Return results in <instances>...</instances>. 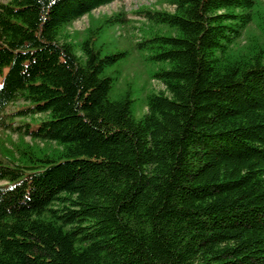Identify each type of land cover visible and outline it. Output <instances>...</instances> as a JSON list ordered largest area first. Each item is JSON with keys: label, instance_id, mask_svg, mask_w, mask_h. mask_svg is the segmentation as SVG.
Returning a JSON list of instances; mask_svg holds the SVG:
<instances>
[{"label": "trees", "instance_id": "trees-1", "mask_svg": "<svg viewBox=\"0 0 264 264\" xmlns=\"http://www.w3.org/2000/svg\"><path fill=\"white\" fill-rule=\"evenodd\" d=\"M113 1L0 0V264H264V0Z\"/></svg>", "mask_w": 264, "mask_h": 264}, {"label": "rangeland", "instance_id": "rangeland-1", "mask_svg": "<svg viewBox=\"0 0 264 264\" xmlns=\"http://www.w3.org/2000/svg\"><path fill=\"white\" fill-rule=\"evenodd\" d=\"M140 6H150L153 8H166V9H172V6H170L167 2L164 0H115L109 4L100 6L99 8L95 9L93 11V14L95 16H101L102 14H111L114 11L124 9L128 13V17L131 18L132 24L127 28L120 29L118 28L116 30V35L120 36H125L126 38H129L132 42H134L137 38H139L140 33L138 30L133 28V26L139 25L144 19L135 14L134 10L139 8ZM89 23V16L85 15L78 20H76L73 23V26L71 27V30H83ZM128 43L126 42V45ZM131 51L132 45L128 44V47ZM154 67L153 64L143 60L141 57L140 53L136 50L132 51V56L129 58V60L124 64L123 66V74L122 77L119 81L118 87L121 89L119 92L123 91L124 88H126V83L128 82H133V94L135 98H145L146 94L150 92L151 90H159L163 89L164 86L163 84L156 80V79H151L149 77L148 70L149 68ZM144 88V91L141 94V89ZM23 101L18 102L16 105H11L8 110L9 111H14L16 106L19 103H22ZM138 113H141V111L145 110L146 108L144 107V104L140 103L136 105ZM21 118L16 117V122L15 125H19ZM17 140L18 139V133L13 132L10 130H2L0 129V141L1 142H6V144L9 145V140ZM29 139V137H27ZM1 183V181H0Z\"/></svg>", "mask_w": 264, "mask_h": 264}]
</instances>
